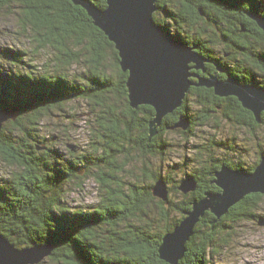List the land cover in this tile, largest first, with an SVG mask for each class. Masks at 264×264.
I'll return each mask as SVG.
<instances>
[{
  "label": "trees",
  "instance_id": "trees-1",
  "mask_svg": "<svg viewBox=\"0 0 264 264\" xmlns=\"http://www.w3.org/2000/svg\"><path fill=\"white\" fill-rule=\"evenodd\" d=\"M90 1L99 8L106 6V0ZM156 5L155 22L208 59L196 72L216 73L219 78L231 74L264 86V31L249 16L252 12L264 17V0H157ZM10 6L18 8L21 25L16 38L25 41H21L25 49L0 51V108L16 114L0 128V159L11 169L0 176V234L18 248L52 244L47 257L54 264H168L158 253L162 236L173 230L194 200L220 190L213 180L223 163L251 171L264 154V145L258 143L256 159L246 166L216 156L218 150L234 152L235 138L197 146L208 158L191 164L192 158L184 157L167 170L196 180V189L180 191L178 200L168 196L164 201L152 193L159 178L173 183L170 192H178L180 179L164 170L146 174L149 182L138 177L124 181L117 173L136 160L133 155L164 158L171 144L163 133L180 116L188 117L190 124L187 130H174L186 137L213 110L233 125L252 130L264 128V111L257 122L235 96L220 97L212 88L190 86L173 118L165 116L148 140L154 109L129 105L128 73L120 67L118 51L82 6L73 0H0V11ZM39 58L46 59L44 67L35 62ZM77 65L79 70L72 71ZM189 93L198 110H191ZM78 102L84 103L91 121L89 147L67 158L41 134L39 119ZM86 179L103 193L91 207L74 208L66 199L67 189ZM262 197L250 193L217 220L205 212L178 264H214L213 254L228 242L223 233L231 225L225 220L253 215L249 211Z\"/></svg>",
  "mask_w": 264,
  "mask_h": 264
},
{
  "label": "water",
  "instance_id": "water-1",
  "mask_svg": "<svg viewBox=\"0 0 264 264\" xmlns=\"http://www.w3.org/2000/svg\"><path fill=\"white\" fill-rule=\"evenodd\" d=\"M156 1L106 0V6L99 8L90 0H73L87 11L93 24L118 51L120 67L128 73L129 105L132 108L149 105L154 109V116L148 123V140L157 134L164 116L181 106L192 85L212 88L220 97L235 96L260 122L264 111V86L240 81L231 74L219 78L216 74L199 76L192 73L190 69L203 70L208 59L197 52L195 46L173 38L155 22ZM249 16L264 31V17L252 12ZM15 116L14 109L0 108V128L3 122ZM189 124L188 117L180 116L172 127L186 129ZM214 177L213 182L220 190L206 192L202 198L194 200L191 209L184 212L185 216L173 230L162 236L158 253L168 264H177L183 256L185 244L205 212L221 217L246 195L264 193V154L251 171L234 169L223 163ZM178 189L182 193L192 192L196 189V180L185 175L180 179ZM151 190L154 196L164 201L168 199V185L163 178L157 179ZM52 249V244L18 248L0 234V264H36L49 256Z\"/></svg>",
  "mask_w": 264,
  "mask_h": 264
},
{
  "label": "rangeland",
  "instance_id": "rangeland-1",
  "mask_svg": "<svg viewBox=\"0 0 264 264\" xmlns=\"http://www.w3.org/2000/svg\"><path fill=\"white\" fill-rule=\"evenodd\" d=\"M17 9V6H10L0 11V51L5 47L25 49V43H22L25 41L16 38L18 36L16 31L20 32L19 28L21 25V17L18 15ZM28 47L29 49L31 48L30 46ZM35 62L44 67L46 59L40 60L39 58ZM77 69L79 70L78 65L73 67L72 71H77ZM187 99L192 107L191 110L199 109L195 106L194 97L190 93ZM65 110H53L50 113H44L39 119V128L42 135L51 139L54 148L60 150L65 157L72 158L75 154L84 152L89 147V129L91 127L88 124L91 121L88 120L89 114L83 102L74 103L71 108L66 106ZM174 111L167 114L171 115L169 119L173 118L172 114ZM72 112L76 113L75 116L70 115ZM174 128L179 127L166 129L163 133V138L167 145L170 146L169 144H171L168 147L170 150L164 158H159L158 156L141 158L133 155L136 160L127 163L124 170L117 174L124 181H134V177H138L149 182L146 174H151L150 171L152 170H164V173L166 172L169 177L177 180L183 178L185 174L179 171L169 173L167 171L169 166L183 162V158L188 156L192 158L191 164L208 158L209 155L197 146L204 144L209 146L211 145L208 144L209 140L215 139V141H219L221 139L230 140L235 138L236 148L234 152L218 150L216 156H224L229 162H242L245 166L256 159L258 143L264 145V128L262 126L255 127L252 130L244 125L242 127L233 125V123L226 121L218 110H213L205 123L194 127L191 136L181 137ZM187 128L179 129L187 130ZM187 143L191 144L192 147H189ZM10 170L5 165V162L0 159V176L6 175ZM172 184L167 183L168 186ZM67 190L66 199L68 202L74 208L81 209L94 205L98 201L100 194L103 193V189L92 179H86L81 186L72 184ZM179 193V189L178 192L169 191V196L178 200L180 198ZM249 212L253 215L234 216L233 219H238L236 222H231L228 218L225 220L226 224L231 225V229H227L228 234L226 232L223 233L228 242L221 247L219 252L213 254L211 260L214 264H264V197L260 200L256 199L255 209ZM217 218L220 217H216V220ZM207 258H210L209 254ZM36 264L54 263L46 256L41 262Z\"/></svg>",
  "mask_w": 264,
  "mask_h": 264
},
{
  "label": "flooded vegetation",
  "instance_id": "flooded-vegetation-1",
  "mask_svg": "<svg viewBox=\"0 0 264 264\" xmlns=\"http://www.w3.org/2000/svg\"><path fill=\"white\" fill-rule=\"evenodd\" d=\"M192 70V71H191ZM190 71L192 72V73H194V74H196V75H199V76H208V75H211V74H204V75H201V74H199L198 72H196V71H199V70H195V69H190ZM212 74H216V73H212ZM217 75V74H216ZM193 81H197V79H196V77H194V76H191L190 77ZM193 86V85H192ZM194 87H196V86H194ZM193 87V88H194Z\"/></svg>",
  "mask_w": 264,
  "mask_h": 264
},
{
  "label": "bare ground",
  "instance_id": "bare-ground-1",
  "mask_svg": "<svg viewBox=\"0 0 264 264\" xmlns=\"http://www.w3.org/2000/svg\"><path fill=\"white\" fill-rule=\"evenodd\" d=\"M173 38H174V37H173ZM232 138H233V137H232ZM231 140H232V139H231ZM232 149H233V148H232ZM260 157H261V156H260ZM71 198H72V197H71ZM181 258H182V257H181ZM181 258H180V259H181ZM178 261H179V260H178ZM177 264H178V263H177Z\"/></svg>",
  "mask_w": 264,
  "mask_h": 264
}]
</instances>
